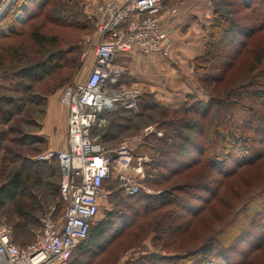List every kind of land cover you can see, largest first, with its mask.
Instances as JSON below:
<instances>
[{
	"label": "trees",
	"instance_id": "obj_1",
	"mask_svg": "<svg viewBox=\"0 0 264 264\" xmlns=\"http://www.w3.org/2000/svg\"><path fill=\"white\" fill-rule=\"evenodd\" d=\"M69 2L14 0L0 16V217L12 227L14 241L21 246L33 240L25 242L20 236L44 212L41 187L47 190L46 198L54 199L50 205H56L57 214L64 209L59 198L58 162H38L26 150L31 148L39 153L45 149L38 132L47 98L62 80L55 77L67 63L77 61L74 46L62 48L55 36L43 33L42 29L46 23L82 28L89 22L77 1L71 5ZM211 6L208 40L203 53L192 61L196 78L203 84L209 81L215 89L225 88L226 75L245 55L249 59L243 68L248 66L246 70L253 73L252 77L243 78L235 91L211 94L206 100L196 92L187 93L179 105L165 106L151 93L142 92L136 111L118 104L103 113L106 124L94 127L92 134H98L105 146L127 138L121 134L130 128L135 130L134 134L140 133L143 128L136 121L142 117L158 116L153 130L132 152L149 156L144 163L146 181L163 188L155 195H126L135 202H117V220H99L92 227L93 220L86 238L77 246L80 253L92 243L98 249L108 245L143 218L149 217L151 222L145 226L158 232L157 239L183 232L184 223L190 220L182 218L196 216L218 195L223 181L237 168L264 155V0H211ZM91 18L95 27V19ZM212 69L216 72L211 74ZM11 121L13 124L6 127ZM23 125L33 129L24 130ZM11 131L15 134L9 137ZM192 172L195 175L187 178ZM109 180L117 181L113 172ZM107 191L108 197L112 192ZM161 208H167L164 217L153 220L157 217L153 213ZM257 214L264 219V212ZM256 225L264 231V220L256 221ZM237 230L226 239L205 237L180 254H146L149 260L143 259L141 264H245L250 253L241 241L260 246L264 233H246L245 227ZM170 241L166 239L161 248H167Z\"/></svg>",
	"mask_w": 264,
	"mask_h": 264
},
{
	"label": "built area",
	"instance_id": "obj_2",
	"mask_svg": "<svg viewBox=\"0 0 264 264\" xmlns=\"http://www.w3.org/2000/svg\"><path fill=\"white\" fill-rule=\"evenodd\" d=\"M4 10L5 6L0 14ZM178 13V2L164 4L163 0H104L93 4L95 27L86 39L84 52L92 53L93 64L86 78L66 87L60 97L67 109L66 147H49L35 156L38 162H58L59 198L64 209L57 214L56 205L47 208L39 219L40 230L23 246L14 241L12 227L0 217V264H66L86 238L99 203L107 198L103 184L111 172L125 195L139 192V179L149 158L132 151L151 126L109 146L101 144L92 129L104 126L107 117L103 113L118 104L137 110L141 89L115 87L126 71L116 57L129 53L168 57L170 38L165 24Z\"/></svg>",
	"mask_w": 264,
	"mask_h": 264
},
{
	"label": "rangeland",
	"instance_id": "obj_3",
	"mask_svg": "<svg viewBox=\"0 0 264 264\" xmlns=\"http://www.w3.org/2000/svg\"><path fill=\"white\" fill-rule=\"evenodd\" d=\"M13 1L14 0H0V9L5 6V10L2 12V14L11 8ZM74 1L75 0H71L69 4H73ZM76 1L80 9L84 11L83 13L85 14V17H87L89 20V22L87 21V23L82 28H66V26H58L56 24L46 23L45 27L42 29L43 33L48 34L49 36H55L57 38L58 44L62 48L74 46L77 50V54H75L77 61L70 63V65L67 63V66H65L60 71L58 76L55 77L57 79L62 78V80L59 81V87L53 93H56L59 96V102L64 89L71 84H75L81 80H84L90 71L93 55L91 52H89L87 55H84V52L87 47L86 39L89 36H92L94 32V27H92L91 22V7L93 4L104 0ZM2 14H0V16ZM88 14L91 19L88 17ZM236 16L235 18H237ZM84 19L86 20V18ZM220 37L221 34L217 36V39ZM248 59L249 56L246 57L245 55L243 59L228 72L226 75L227 86L225 88L223 86H219L220 89H215L213 88L212 83L207 81L203 84L200 78H195V80L191 81V83L194 84L192 87H194L195 92L197 91L196 93L198 96L204 100L208 99L211 94H220L227 90L230 92L235 91L239 82H242L243 78L249 79L252 77L253 73H248L249 71L246 70L248 66H245V70L243 68L245 61ZM215 72L216 71H213L212 69L211 74ZM68 78H70L69 81L67 80ZM243 85H246V83H243ZM222 90L223 92H221ZM157 119L158 116L155 118L153 117L152 119L148 117H142L136 122H138V127H142L143 129L150 125L151 128L146 132V134H148V132L153 130V122H155ZM12 124L13 122L11 121L9 125H6V127H10ZM23 129L32 130L33 128L23 125ZM134 133L135 130L130 128L126 133H122L121 137L130 138L137 134ZM12 134L15 133L11 131L9 137L12 136ZM250 134L254 135L251 132ZM38 150L40 149L38 148ZM26 152L29 153V155H32V158L38 154L36 151H32L31 148H27ZM29 155L27 154V156ZM15 163L17 164L16 161ZM194 175L195 173L192 172L187 178H192ZM50 179H55V176H51ZM177 179H179V177H177ZM60 180L61 176L59 181ZM139 180L141 187L138 193L155 195L158 194L163 188L162 186L155 187L149 184L146 181L145 171ZM42 188L43 187H41L40 190L44 194L40 195V198L45 196L44 200L42 201L45 212L47 208L51 206L50 204L52 201H54V199L50 200L46 198L45 194H47V190L46 188ZM103 188L105 190H110L112 194L100 202L98 213L93 221L94 224L92 227L99 220H117L116 213L120 209V207L117 206V202L124 204H134L135 202L133 197L126 196L122 192L120 189V182L118 180L116 182H113L112 180L104 182ZM166 209L167 208H161L156 210V212L153 214H155L157 217L155 216L156 218L154 217L155 219L153 220H160V218L164 217ZM174 209H176V207ZM258 211L264 212V155H262L257 161H253L251 163L245 162L244 165L237 168L233 175H230L223 181L218 190V195L213 198V200L196 216H187L182 218L181 220H190L188 224L184 223L183 227L185 228L183 232H178L176 235H173V237L167 234L164 239H157L156 235L158 232L152 231L151 228H147L151 226H145V224L150 223L151 220H149V217L146 219L143 218L140 219L137 225L127 229L122 235L116 237L113 241L108 243V245L105 244L102 248H96L95 243L89 244L87 250L84 253H80L79 248H77L72 255L73 257L70 258L69 261L70 263L74 262L73 264H75V262H77L76 264H141L143 259L144 261L148 262L149 258H145L147 257L146 254H180L187 251L191 245L198 244L200 240L204 239L205 237L207 238L210 235H215L216 238L219 237L221 239H226L232 234L237 233V229L241 227H245L246 233L249 230L255 234L258 232L264 233V231H262L256 225V221L264 220L261 219L260 214H257ZM176 212L180 213L178 209ZM2 219L7 223L3 217ZM40 228L41 222L40 220H36L34 224H30L26 227L28 232L20 237L24 238L25 242L32 240ZM246 237L250 238V236L248 237L247 234ZM166 239L171 240V243L168 244L167 248L163 249L161 248V244ZM241 242H243L242 245H244L245 249L247 248L246 250H249L248 253H250L249 257L246 258L248 261L245 264H264V242H262L260 246H252L251 243L245 240Z\"/></svg>",
	"mask_w": 264,
	"mask_h": 264
},
{
	"label": "crops",
	"instance_id": "obj_4",
	"mask_svg": "<svg viewBox=\"0 0 264 264\" xmlns=\"http://www.w3.org/2000/svg\"><path fill=\"white\" fill-rule=\"evenodd\" d=\"M113 1L123 3L126 0ZM175 2L179 3V13L165 24L170 38L168 57L158 53H129L116 57V62L126 67L118 86L139 87L141 92L151 93L165 106H177L187 93H195L191 83L196 78L192 61L203 53L213 15L210 0H173L170 3ZM92 64L93 60L90 66ZM66 129L67 109L60 104L59 96L52 94L47 98L38 132L45 149L65 148Z\"/></svg>",
	"mask_w": 264,
	"mask_h": 264
}]
</instances>
